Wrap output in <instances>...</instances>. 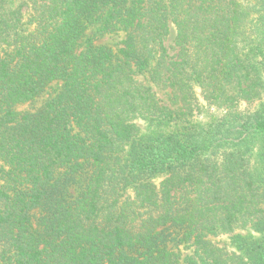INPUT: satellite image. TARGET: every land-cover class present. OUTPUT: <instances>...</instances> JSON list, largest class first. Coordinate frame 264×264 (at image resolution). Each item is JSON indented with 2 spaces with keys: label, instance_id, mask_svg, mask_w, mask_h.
I'll return each mask as SVG.
<instances>
[{
  "label": "trees",
  "instance_id": "16d2710c",
  "mask_svg": "<svg viewBox=\"0 0 264 264\" xmlns=\"http://www.w3.org/2000/svg\"><path fill=\"white\" fill-rule=\"evenodd\" d=\"M7 4L0 264H264V0Z\"/></svg>",
  "mask_w": 264,
  "mask_h": 264
},
{
  "label": "rangeland",
  "instance_id": "374dc122",
  "mask_svg": "<svg viewBox=\"0 0 264 264\" xmlns=\"http://www.w3.org/2000/svg\"><path fill=\"white\" fill-rule=\"evenodd\" d=\"M22 1L23 0H7V2H8L7 6L10 9H15V8H17L20 5V3ZM25 16L27 17V15H25ZM175 34H176L175 28L172 25H170L169 35H168V37L165 40V44H166V46L168 48L169 47H173ZM123 37H124V33H122V32L113 33V34H110V35H105V36L99 38L98 40H95L94 44L96 46H107V47H110L115 52H117V50L120 48L119 44H120L121 40L123 39ZM169 51H171L170 48H169ZM263 83H264V78H263ZM57 90H58L57 85L52 84L44 91V93L40 97L36 98L35 100H33L31 102L17 105L15 107V111L19 112V113H24V112L33 113V112H36L37 110H39L44 105V103L49 98H51L52 96L55 95ZM158 96L161 99L165 98V97H163V93L161 91L158 92ZM255 106L256 105H253L252 108H254ZM205 121H206V117L203 118L202 120H199L198 123L199 122L200 123H205ZM1 167H4V166L0 162V168ZM0 174H1V172H0ZM2 184H3V182L0 180V185H2ZM241 234L244 235V232L243 233L241 232ZM231 237H232V235H225V236L220 237V239H218V241L220 242V245H229V243L231 242ZM171 246H173V245H171ZM175 250H176V252H180L181 253L182 258H185L186 256H190L192 254V252H193V248L192 247L184 246V245L179 246V248H175Z\"/></svg>",
  "mask_w": 264,
  "mask_h": 264
}]
</instances>
